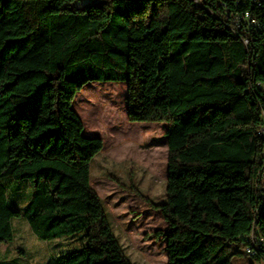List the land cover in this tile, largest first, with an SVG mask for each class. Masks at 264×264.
Wrapping results in <instances>:
<instances>
[{
    "label": "trees",
    "instance_id": "trees-1",
    "mask_svg": "<svg viewBox=\"0 0 264 264\" xmlns=\"http://www.w3.org/2000/svg\"><path fill=\"white\" fill-rule=\"evenodd\" d=\"M98 82L126 85L128 122L166 124L165 202L149 203L168 264L187 246L232 264L264 240V0H0V243L23 219L59 243L45 264H133L90 184L103 142L72 107ZM33 126L65 154H15Z\"/></svg>",
    "mask_w": 264,
    "mask_h": 264
},
{
    "label": "rangeland",
    "instance_id": "rangeland-1",
    "mask_svg": "<svg viewBox=\"0 0 264 264\" xmlns=\"http://www.w3.org/2000/svg\"><path fill=\"white\" fill-rule=\"evenodd\" d=\"M87 85L74 99V111L85 137L100 138L102 151L90 162L93 190L109 214L113 231L133 264H168L167 224L152 208L165 202L167 138L164 123H130L124 83ZM14 143L15 154L62 156L67 145L58 132L24 127ZM54 152V153H52ZM238 178V177H236ZM264 189V177H262ZM15 237L0 243V264H45L60 252L59 243L39 240L23 219L13 221ZM186 264H207L205 248L187 246ZM232 264H262L243 252Z\"/></svg>",
    "mask_w": 264,
    "mask_h": 264
},
{
    "label": "built area",
    "instance_id": "built-area-1",
    "mask_svg": "<svg viewBox=\"0 0 264 264\" xmlns=\"http://www.w3.org/2000/svg\"><path fill=\"white\" fill-rule=\"evenodd\" d=\"M245 45L248 44V41L247 40H244L243 41ZM264 117V115H263ZM258 135H264V127H262L259 131H258ZM249 242H250V246H248L246 249H245V254L247 256H253L254 254H256V252L263 248L264 247V240L262 237H257V238H254V237H250L249 239Z\"/></svg>",
    "mask_w": 264,
    "mask_h": 264
}]
</instances>
